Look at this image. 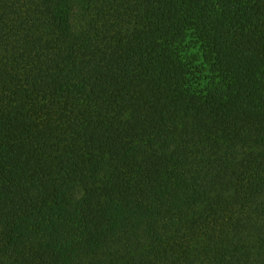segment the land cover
<instances>
[{
    "label": "trees",
    "instance_id": "trees-1",
    "mask_svg": "<svg viewBox=\"0 0 264 264\" xmlns=\"http://www.w3.org/2000/svg\"><path fill=\"white\" fill-rule=\"evenodd\" d=\"M0 264H264V0H0Z\"/></svg>",
    "mask_w": 264,
    "mask_h": 264
}]
</instances>
